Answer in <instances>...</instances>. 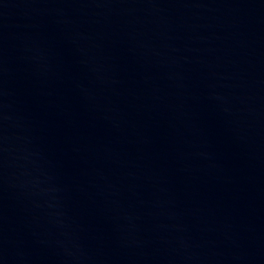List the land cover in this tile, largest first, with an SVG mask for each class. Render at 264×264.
<instances>
[{
  "label": "water",
  "instance_id": "water-1",
  "mask_svg": "<svg viewBox=\"0 0 264 264\" xmlns=\"http://www.w3.org/2000/svg\"><path fill=\"white\" fill-rule=\"evenodd\" d=\"M0 264H264V0H0Z\"/></svg>",
  "mask_w": 264,
  "mask_h": 264
}]
</instances>
